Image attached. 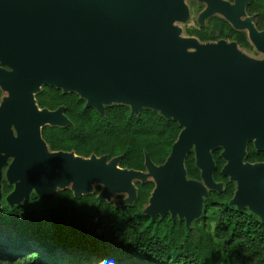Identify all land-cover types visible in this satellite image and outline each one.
<instances>
[{"label":"water","instance_id":"obj_1","mask_svg":"<svg viewBox=\"0 0 264 264\" xmlns=\"http://www.w3.org/2000/svg\"><path fill=\"white\" fill-rule=\"evenodd\" d=\"M207 2L203 15L222 10L247 26L264 51V29L258 31L251 16L238 17L248 0ZM186 14L183 0H0V87L9 92L0 105V164L14 154L7 169L14 183L9 204L27 198L32 188L50 198L56 185L69 181L74 195L88 193L92 180L105 183L99 199L126 189L130 201L136 195L130 178H147L141 169L121 167L120 155L50 149L41 127L69 122L63 105L50 109L35 100V92L51 84L76 91L100 112L105 104L130 103L133 112L151 107L178 121L182 128L165 161L156 164L145 154L155 182L145 213L154 217L169 209L188 224L199 212L208 190L187 179L184 167L194 144L205 184L221 189L211 153L221 146V171L237 182L229 203L247 204L264 221V161L245 160L251 139L256 149L264 148V58L247 59L234 42L195 44L179 36L171 23Z\"/></svg>","mask_w":264,"mask_h":264},{"label":"trees","instance_id":"obj_2","mask_svg":"<svg viewBox=\"0 0 264 264\" xmlns=\"http://www.w3.org/2000/svg\"><path fill=\"white\" fill-rule=\"evenodd\" d=\"M246 10L264 29V0H248ZM247 44L242 33L237 37ZM40 107L63 105L66 124H44L41 135L52 150H73L82 156L120 155L121 167L144 170L145 154L160 164L171 151L181 126L159 110L112 102L103 112L86 106L76 91L44 84L34 94ZM221 146L211 150L213 178L223 182L209 189L203 200V221L188 226L183 218L151 215L144 204L155 186L153 179L136 180L131 203L115 205L99 199L95 190L74 195L59 188L46 198L32 193L27 199L0 204V263L2 264H264V221L247 207L229 203L235 185L223 174ZM245 160L264 161V148L252 141ZM186 173L199 178L194 151L184 158ZM12 189L2 180V193ZM214 221L212 228L208 220Z\"/></svg>","mask_w":264,"mask_h":264},{"label":"flooded vegetation","instance_id":"obj_3","mask_svg":"<svg viewBox=\"0 0 264 264\" xmlns=\"http://www.w3.org/2000/svg\"><path fill=\"white\" fill-rule=\"evenodd\" d=\"M187 1L188 0H183V3H184V5L187 8L186 17L184 19H175L171 23V24H175V25H177L179 27V36H181V37H191V38H193L195 40V44H204V43H209V42H217L219 40H224V41H227V42H234L236 47L240 50V52L242 54H244V53H243V50L240 48L241 46H247V47L249 46L250 47L252 45L251 47H254V48H256V50H259L260 52L264 53L263 50H261L260 48H258L256 46L254 41L249 36L248 27L235 24L226 15V13L223 12L222 10L216 9V10H213L211 12L209 11L208 13L203 15V12L206 10V8L208 6L207 0H192V1H197L196 3L198 5L197 13H196V17H195L196 26H194L193 28L190 29L191 34L183 35L182 34V28L179 25V21L180 22H184V21H186L189 18V15H190L189 11L190 10H189V6H188ZM226 1H228V3L231 4V5H235L236 4V0H226ZM246 4L247 3H245L244 6H243V11L238 14L239 20L243 21L247 17V15H249V16H251V21L253 22L255 28L258 31L259 30H263V29L257 28V26L255 25V23H254V21L252 19V15L249 14L247 12V10H246ZM242 33L247 38V44L241 43L237 39V37H239V35L242 34ZM228 38H231V39H228ZM185 48L188 49V50H193V49L196 48V46H188V47H185ZM262 59L263 58H260V59H251L250 58V60H254V61H259V60H262ZM8 98H9L8 90L3 89V88L0 87V105L3 103L4 100H6ZM10 128H11V130L13 132V135H16L15 127L13 125H11ZM0 154H5V151L0 149ZM13 157H14V154L13 155H11V154L7 155L6 158H5V161H3L4 163L0 164V173H1L0 182L2 184V180L5 179L8 184L12 185V189L14 187V183H11V182L8 181V179H7V169H8V166H9L10 162L12 161ZM146 179H148V177ZM0 188H2V186H0ZM150 195H151V193H150ZM166 213H168V212H165L164 214H166ZM158 214L161 215L160 213H157L156 215H158ZM169 214L172 217L171 212ZM175 216H177L179 218H183L184 217V216L180 217L178 215V212L175 214Z\"/></svg>","mask_w":264,"mask_h":264},{"label":"rangeland","instance_id":"obj_4","mask_svg":"<svg viewBox=\"0 0 264 264\" xmlns=\"http://www.w3.org/2000/svg\"><path fill=\"white\" fill-rule=\"evenodd\" d=\"M197 1H192V0H188L187 1V3H188V6H189V12H190V15H189V18L186 20V21H184V22H180L179 21V25L181 26V28H182V34L183 35H188V34H191V32H190V29L191 28H193L194 26H196V21H195V17H196V13H197V8H198V5H197V3H196ZM247 16H249V15H247ZM253 23V22H252ZM228 39H231V38H228ZM252 46V45H251ZM247 47V46H241L240 48L243 50V53L246 55H244L247 59H249L250 60V58L251 59H260V58H264V53L263 52H260L259 50H256V48H254V47ZM130 104V103H129ZM251 141H253V139H251ZM190 150H193L194 151V144H192V146L190 147ZM212 150V149H211ZM185 167V166H184ZM199 170H200V168H199ZM144 172H147V177L148 178H150V179H153V175L152 174H150L149 173V171H148V169L147 168H145L144 170H143ZM185 176H186V178L187 179H192V180H195V181H197V182H201V183H203L205 186H206V189L207 190H209V189H212L211 187H209L207 184H205V182H204V180H203V178L200 176L199 178H191V177H189L188 175H187V173H185ZM228 176V178H230V176L229 175H227ZM4 177V176H3ZM136 180H141L139 177H135V176H132L131 178H130V182H131V184H134L135 185V181ZM233 180V179H232ZM233 182H234V185H235V188H236V184H237V182H236V180H233ZM72 183H73V181H69L68 183H67V187H70L71 188V186H72ZM97 184H99L100 185V190L98 191V193L96 194V196L98 197V194L100 193V191H101V189L105 186V183L104 182H101V181H97V180H92V181H90V188L88 189L89 191L88 192H92V191H94L95 190V185H97ZM0 186H2V184H1V182H0ZM222 186H223V182H221V187L220 188H222ZM60 187L58 186V185H56V191L59 189ZM55 191V192H56ZM32 193H36V190L34 189V188H32L31 190H30V192H29V196L32 194ZM54 194V193H53ZM55 195V194H54ZM53 195V196H54ZM6 196H7V194H5V195H3V193H2V188H1V197H0V204H1V202L4 200L5 202H7V199H6ZM28 196V197H29ZM27 197V198H28ZM129 197V193H128V191L126 190V189H116V190H114L112 193H111V195H109V196H106V197H103V199H105V200H108V201H111L113 204H115V205H118V204H128V203H131V201L134 199H132V200H130L129 201V199L127 200V198ZM206 197V195L205 194H202V201H201V205H200V210H199V212L197 213V214H195V215H193L192 217H191V219H190V221L188 222V226H190V225H194V224H201V221H203V216H202V211H203V200H204V198ZM26 197L24 198V199H21V201H23V200H25V199H27ZM47 198V197H46ZM20 202V201H19ZM150 204V202H149V200L144 204V207H143V209H145L148 205ZM232 205H235L236 207H237V204H235V203H233ZM244 207H247V208H249L248 206H247V204L246 205H244ZM165 212H168V213H170L171 211L169 210V209H167V211H165ZM157 213H159V211L157 212ZM184 218V220H185V216L183 217ZM212 219V217H210L209 218V220H208V227H210V228H212V225H213V223H214V221L213 220H211ZM0 264H2V263H0Z\"/></svg>","mask_w":264,"mask_h":264}]
</instances>
